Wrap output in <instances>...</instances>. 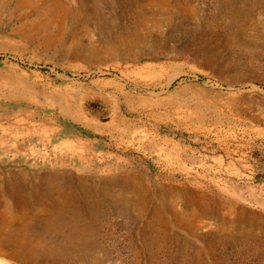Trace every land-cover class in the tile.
Instances as JSON below:
<instances>
[{
    "label": "rangeland",
    "instance_id": "1",
    "mask_svg": "<svg viewBox=\"0 0 264 264\" xmlns=\"http://www.w3.org/2000/svg\"><path fill=\"white\" fill-rule=\"evenodd\" d=\"M0 264H264V0H0Z\"/></svg>",
    "mask_w": 264,
    "mask_h": 264
},
{
    "label": "bare ground",
    "instance_id": "2",
    "mask_svg": "<svg viewBox=\"0 0 264 264\" xmlns=\"http://www.w3.org/2000/svg\"><path fill=\"white\" fill-rule=\"evenodd\" d=\"M53 9V8H52ZM68 172V171H67ZM93 181V180H92ZM87 182V181H86ZM93 188V187H92ZM73 189V188H72ZM36 189H33V191ZM38 190V189H37ZM7 194V193H6ZM20 194V193H19ZM12 195V194H11ZM12 197V196H11ZM5 198V197H4ZM15 199V198H14ZM32 202V201H31ZM6 205V204H5ZM9 205V204H8ZM11 206V205H10ZM10 209V208H9ZM39 209V208H38ZM44 210V209H43ZM9 212V211H8ZM4 213V212H3ZM16 213V212H15ZM2 214V213H1ZM6 215V214H5ZM9 216V215H8ZM3 218V217H2ZM13 218V217H12ZM7 221V220H6ZM20 223V222H18ZM11 225V224H10ZM260 239V238H259ZM3 253V252H2ZM3 257V256H2ZM40 257V256H39ZM16 259V258H15ZM7 262V261H6ZM12 262V261H11Z\"/></svg>",
    "mask_w": 264,
    "mask_h": 264
}]
</instances>
